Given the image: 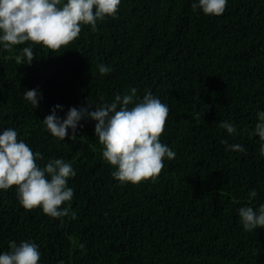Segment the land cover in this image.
I'll return each instance as SVG.
<instances>
[{
    "label": "trees",
    "instance_id": "1",
    "mask_svg": "<svg viewBox=\"0 0 264 264\" xmlns=\"http://www.w3.org/2000/svg\"><path fill=\"white\" fill-rule=\"evenodd\" d=\"M194 0H121L116 18L91 31L83 25L67 48L34 45L31 65L21 48L0 51V130L76 175L71 207L60 220L24 209L15 186L0 190V252L9 241L39 246V264H264V228L245 231L237 209L264 203V158L249 133L264 110V0H228L223 14L193 11ZM111 68L101 75L98 65ZM150 91L170 111L160 136L176 152L156 178L120 183L101 157L95 121L84 119L75 140L52 137L42 120L63 111L111 102L116 94ZM42 94L38 107L23 98ZM132 105H129L131 107ZM234 123L238 135L219 125ZM221 140L244 152L225 150ZM255 189L258 195L249 199ZM83 243V250L73 244Z\"/></svg>",
    "mask_w": 264,
    "mask_h": 264
},
{
    "label": "clouds",
    "instance_id": "2",
    "mask_svg": "<svg viewBox=\"0 0 264 264\" xmlns=\"http://www.w3.org/2000/svg\"><path fill=\"white\" fill-rule=\"evenodd\" d=\"M121 0H0V51H11L15 45L28 46L15 56L17 65H31L35 58L33 46L57 52L67 48L79 37L83 25H90L91 31L97 24L111 17L116 18ZM228 0H194L193 11L199 9L205 15L219 16L224 13ZM101 75H107L111 68L98 65ZM23 98L38 107L42 94L37 89L26 90ZM129 105H132L129 107ZM61 105L53 106L42 123L46 131L58 140H75L76 130L82 127L81 120L95 121L94 136L102 146L101 157L115 170L112 176L120 183L137 184L142 180L155 179L164 167V161L175 158L176 152L160 140L169 114V107L150 91L136 97V89L127 94H116L109 103L100 105L88 98L85 106L69 107L64 117ZM257 122L249 133L260 141L259 155L264 158V110L256 113ZM229 135H238L234 123L222 121L219 125ZM225 150L244 152L239 144L221 140ZM44 157L23 140L13 128L0 130V190L15 186L17 202L26 210L40 208L47 216L60 220L63 217L76 219L77 213L71 207L62 208L71 202L74 189L68 180L76 171L63 158H50L42 167L37 161ZM258 195L255 189L249 192V199ZM240 223L245 231L264 228V203L257 208L242 206L237 209ZM83 250V243L76 244ZM9 250L0 252V264H39V246L30 241H9ZM62 264V262H61Z\"/></svg>",
    "mask_w": 264,
    "mask_h": 264
}]
</instances>
